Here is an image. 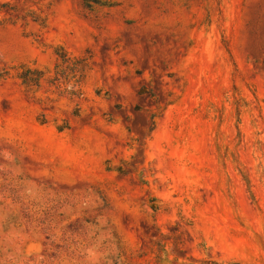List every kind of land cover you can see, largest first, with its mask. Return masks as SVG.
Segmentation results:
<instances>
[{"label":"rangeland","instance_id":"obj_1","mask_svg":"<svg viewBox=\"0 0 264 264\" xmlns=\"http://www.w3.org/2000/svg\"><path fill=\"white\" fill-rule=\"evenodd\" d=\"M0 264H264V0H0Z\"/></svg>","mask_w":264,"mask_h":264}]
</instances>
